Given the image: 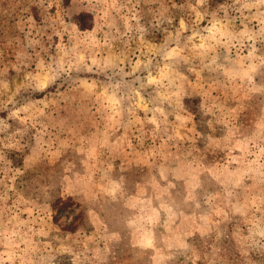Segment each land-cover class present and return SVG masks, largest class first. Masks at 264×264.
I'll return each mask as SVG.
<instances>
[{"label":"rangeland","instance_id":"374dc122","mask_svg":"<svg viewBox=\"0 0 264 264\" xmlns=\"http://www.w3.org/2000/svg\"><path fill=\"white\" fill-rule=\"evenodd\" d=\"M0 264H264V0H0Z\"/></svg>","mask_w":264,"mask_h":264}]
</instances>
